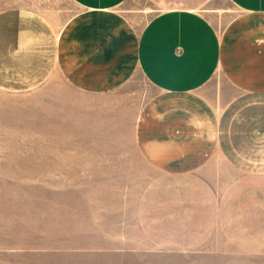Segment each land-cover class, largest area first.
<instances>
[{"label":"rangeland","instance_id":"obj_1","mask_svg":"<svg viewBox=\"0 0 264 264\" xmlns=\"http://www.w3.org/2000/svg\"><path fill=\"white\" fill-rule=\"evenodd\" d=\"M92 1L0 0V19L29 13L36 19L17 22L20 28L52 38L50 47L35 49L21 36L6 42L21 49L0 41V264H264V168L226 163L264 165L263 103L244 106L254 114L231 113L230 103L244 98L215 70L204 85L183 92L208 102L217 124L228 110V147L215 135L206 163L194 171L181 168L190 157L174 160L170 170L155 168L141 151L137 119L171 91L157 86L152 70L179 68L185 77L195 59L178 56L182 48L169 58L151 49L140 56L142 43L165 48L173 39L145 40L170 15L154 0L109 2L107 11L137 43L133 66L116 87L75 88L54 60L47 73L11 64L54 55L62 28ZM237 12L214 0L197 15L218 40ZM226 90L229 99L220 102Z\"/></svg>","mask_w":264,"mask_h":264},{"label":"crops","instance_id":"obj_2","mask_svg":"<svg viewBox=\"0 0 264 264\" xmlns=\"http://www.w3.org/2000/svg\"><path fill=\"white\" fill-rule=\"evenodd\" d=\"M154 1L158 8L165 9L170 15L163 16L154 23L145 33V40L156 38L160 41L159 37L164 34L173 39L167 40L169 46L165 48L157 45L148 49L142 43L138 49L140 56L145 51V55L149 54L151 49L156 57L169 58L176 55L177 48H182L183 52L181 55L178 53V56L195 59L187 61L190 74L187 73L185 77L179 75V68L169 72H164L159 67L152 70L157 86L171 91L160 95L138 117L137 137L142 153L155 168L174 170L177 167L174 166V160L190 157L188 165L181 168L194 171L206 163L205 153L215 135L219 134V143L223 147L227 148L231 143L227 136L228 110L225 118H220L217 124L216 115L208 102L183 91L201 87L208 80L207 76L219 70L225 78L226 88L233 89L244 98L230 103L233 105L230 112L235 110L237 116L258 112L253 108L245 109L244 106L264 104V0H225L238 12L226 25L218 40L197 15L198 10L207 7L214 0ZM109 2L111 0H98L96 4L87 6L86 12L67 22L56 39L54 55H43L45 58L38 60L35 57L28 60L29 57L25 56L23 60H12L11 64H29L35 67L33 74L38 70L47 73L54 60L66 81L71 82L75 88L116 87L133 66L137 43L125 23L107 11L111 7ZM30 19L36 18L29 13L19 12L7 14L0 19V41L3 42V48L21 49L14 42L11 46L6 44L9 38L13 39L15 36L28 41L29 44L25 47L31 49L52 45L51 34L22 29L17 24ZM5 21L12 23L17 29L3 27ZM122 40L124 43H117ZM12 72H16V68ZM219 99L220 102L229 99L227 90L221 93ZM226 163L235 169L264 168V165L255 166V163L248 161Z\"/></svg>","mask_w":264,"mask_h":264}]
</instances>
